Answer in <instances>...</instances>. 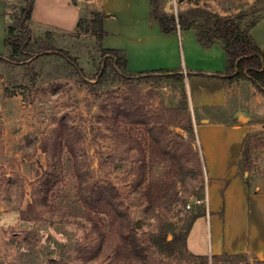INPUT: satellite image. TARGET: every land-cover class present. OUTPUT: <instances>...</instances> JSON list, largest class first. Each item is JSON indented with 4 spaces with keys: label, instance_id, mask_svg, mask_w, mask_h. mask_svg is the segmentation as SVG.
<instances>
[{
    "label": "rangeland",
    "instance_id": "rangeland-1",
    "mask_svg": "<svg viewBox=\"0 0 264 264\" xmlns=\"http://www.w3.org/2000/svg\"><path fill=\"white\" fill-rule=\"evenodd\" d=\"M75 1L83 27L32 21L26 53L12 59L6 50L9 59L0 61V264H264L248 253L206 263L188 251L187 204L203 190L204 171L184 82L126 79L111 65L104 69L91 23L98 0ZM162 3L176 14L195 7L222 16L245 12V24L264 16V0ZM23 4L8 0L10 23ZM60 48L76 66L56 53ZM230 85L226 118L245 110L257 128L241 172L264 189V91L250 78ZM172 119L183 131L169 126ZM128 219L146 262L118 255ZM164 239L174 241L170 248L159 246Z\"/></svg>",
    "mask_w": 264,
    "mask_h": 264
},
{
    "label": "crops",
    "instance_id": "crops-1",
    "mask_svg": "<svg viewBox=\"0 0 264 264\" xmlns=\"http://www.w3.org/2000/svg\"><path fill=\"white\" fill-rule=\"evenodd\" d=\"M98 4L112 15L103 22L107 34L102 47L122 50L130 71L177 69L185 75L204 171L203 190L190 198L193 219L186 248L201 260L240 253L264 260V189L254 187L247 172H241L248 135L257 128L245 110H233L226 118L234 82L212 76L226 69L225 49L218 43L203 46L193 28L164 32L152 17L151 0H98ZM7 7L8 0H0V53L6 52ZM80 15L73 0H35L32 21L72 31ZM251 33L264 50V16ZM190 71L203 73L188 75Z\"/></svg>",
    "mask_w": 264,
    "mask_h": 264
},
{
    "label": "trees",
    "instance_id": "trees-1",
    "mask_svg": "<svg viewBox=\"0 0 264 264\" xmlns=\"http://www.w3.org/2000/svg\"><path fill=\"white\" fill-rule=\"evenodd\" d=\"M80 9L78 2L73 0ZM152 2V17L162 28L164 32H171L178 29H195L199 42L205 46L213 44H220L226 51V69L223 72H214L212 76L222 78L225 82H235L241 78H250L253 83L264 91V50L254 39L251 30L263 17H258L252 22H244L246 13L240 12L236 16L226 15L222 16L210 10L195 7L185 12L178 14L168 12L165 10L162 0H151ZM35 0H24V4L17 12H10L12 23L7 25V33L5 38L6 50L11 52L10 57L17 59L20 55L26 53V49L30 47L32 40V12L34 9ZM9 6V5H8ZM8 10V7H7ZM92 18V32L97 36L98 40L107 34L103 29L104 20L111 18L112 15L105 14L101 9L95 10ZM9 20V16H8ZM85 21L81 14L77 23V29L83 27ZM89 29V27H88ZM102 48V57L104 69L111 65L119 74L126 79H136L152 76L178 77L184 82L185 75L179 70L158 69L150 71L132 72L127 67L126 55L122 50ZM57 54L73 65H77L75 58L65 49L56 50ZM42 53H38L41 55ZM4 53H0V61L8 60ZM18 63H21L18 61ZM202 71H190L188 75L202 74ZM190 131H194L191 119ZM165 125V124H164ZM176 127L178 125L175 119L170 121L169 126ZM167 127L169 131L171 129ZM188 130L187 128H185ZM46 187V185H45ZM109 189L110 193L115 190L114 187H105ZM103 193L102 190L98 191ZM174 202L175 199L171 198ZM109 204V203H108ZM25 213V212H24ZM22 219H27L26 213ZM193 219V217H192ZM125 223V222H124ZM126 228L130 231L129 235L122 236L120 245L118 246V255H124V259L130 258L140 262L148 261L147 249L140 242V239L132 231L134 225L130 223L129 219L126 221ZM187 234V233H186ZM186 238V236H185ZM186 240V239H185ZM158 240H156L157 243ZM174 241H167V239L159 240L158 244L161 247L170 248ZM186 246V241H184ZM244 254H222L212 256L213 262L219 261L221 258H237ZM126 257V258H125ZM204 259V258H203ZM206 260V259H205ZM264 263V260H259ZM208 263V260L206 261Z\"/></svg>",
    "mask_w": 264,
    "mask_h": 264
},
{
    "label": "built area",
    "instance_id": "built-area-1",
    "mask_svg": "<svg viewBox=\"0 0 264 264\" xmlns=\"http://www.w3.org/2000/svg\"><path fill=\"white\" fill-rule=\"evenodd\" d=\"M191 205H190V203L189 204H187V207L189 208Z\"/></svg>",
    "mask_w": 264,
    "mask_h": 264
},
{
    "label": "water",
    "instance_id": "water-1",
    "mask_svg": "<svg viewBox=\"0 0 264 264\" xmlns=\"http://www.w3.org/2000/svg\"><path fill=\"white\" fill-rule=\"evenodd\" d=\"M176 129L178 130V129H181V128L176 127ZM181 130L183 131V129H181Z\"/></svg>",
    "mask_w": 264,
    "mask_h": 264
}]
</instances>
